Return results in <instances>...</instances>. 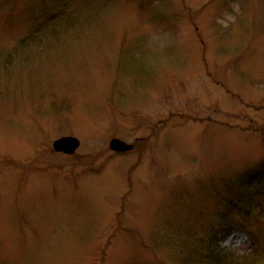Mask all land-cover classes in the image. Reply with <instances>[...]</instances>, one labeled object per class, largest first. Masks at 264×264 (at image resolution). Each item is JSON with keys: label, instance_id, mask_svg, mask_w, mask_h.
I'll return each instance as SVG.
<instances>
[{"label": "rangeland", "instance_id": "374dc122", "mask_svg": "<svg viewBox=\"0 0 264 264\" xmlns=\"http://www.w3.org/2000/svg\"><path fill=\"white\" fill-rule=\"evenodd\" d=\"M214 249L264 264V0H0V264Z\"/></svg>", "mask_w": 264, "mask_h": 264}, {"label": "water", "instance_id": "95a60500", "mask_svg": "<svg viewBox=\"0 0 264 264\" xmlns=\"http://www.w3.org/2000/svg\"><path fill=\"white\" fill-rule=\"evenodd\" d=\"M80 146V141L75 137H63L54 142V148L66 154H74ZM110 147L117 152H127L133 149V145H129L120 139H113Z\"/></svg>", "mask_w": 264, "mask_h": 264}, {"label": "trees", "instance_id": "16d2710c", "mask_svg": "<svg viewBox=\"0 0 264 264\" xmlns=\"http://www.w3.org/2000/svg\"><path fill=\"white\" fill-rule=\"evenodd\" d=\"M215 251H218L217 249H214ZM216 255H210L209 259L213 261L212 264H233V260L228 259V253H225L224 251L222 253L215 252ZM246 258V257H245Z\"/></svg>", "mask_w": 264, "mask_h": 264}]
</instances>
